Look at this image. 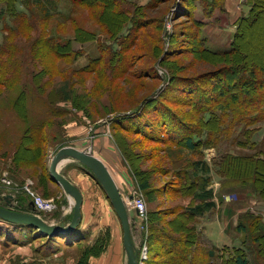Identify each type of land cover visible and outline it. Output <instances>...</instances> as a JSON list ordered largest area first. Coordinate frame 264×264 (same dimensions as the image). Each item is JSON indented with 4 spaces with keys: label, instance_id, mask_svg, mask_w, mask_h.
Wrapping results in <instances>:
<instances>
[{
    "label": "rangeland",
    "instance_id": "rangeland-1",
    "mask_svg": "<svg viewBox=\"0 0 264 264\" xmlns=\"http://www.w3.org/2000/svg\"><path fill=\"white\" fill-rule=\"evenodd\" d=\"M34 1L37 5L39 1L43 2L45 7H34L38 18L34 17L35 26L32 31L26 28V26L22 24L23 22L17 23L18 28L13 29V33H11L10 30H2L3 25H0V45L7 39V43H10L12 50H14L11 58L6 57L9 59V61H7V68H12L15 72L12 80L6 83L0 80L2 83L0 84V203H7L6 198L8 194L11 195L12 198L11 204H7L12 207L17 204L18 194H24L27 199L32 200L34 194L37 193L45 199H53V202L57 203L59 206V211L65 199L63 195L66 192L57 183L56 185H48V194L44 192V184L40 179V174L43 171L42 166H39L37 169L34 166L27 168L25 165L21 164L17 168L18 175L13 176L8 172L10 159L4 156L8 154L9 150L14 148V151L16 149L14 145L20 139L19 131H22L21 129L23 126V121L19 113L12 108L11 104L14 99L17 98L20 89H22L25 83H28V85L24 86L29 96L27 109L29 115L31 114L34 116L33 118L30 117L32 122L37 123L40 120L51 121L55 119L53 122L54 124L52 123L53 126L49 128L52 141L46 143L47 145L43 157L38 161L48 168V174L50 173L49 167L55 154L62 148L56 151V147L59 146V144L53 140V136H55L54 132L58 129L57 125H62L66 128V125L72 121H75L79 128L81 126L89 127L91 125L95 128L97 124L103 122L111 124L113 118L118 115L131 116L132 112L140 109L137 105L143 98H151V96L155 98L158 91L163 92V94H161L162 97H159V103L161 102L163 105L167 104L171 110L176 111L180 118L186 122L185 124L188 127L194 126L197 129H201L202 116H208V114L204 115L203 112H205V110L199 108L197 105L198 96L202 99L201 103L206 106L209 105L211 107L210 109L219 116L221 119L219 121L221 127L216 131H209L207 136L208 144L211 145V148L207 149L208 153L205 159L209 161L210 164L214 162L212 158L221 161L226 152H233L234 154L254 152L248 148L240 149L237 145H232L242 128L236 122L238 117L240 115L246 116V114H251V109L245 105H241V100L233 102L232 95L228 93V91L231 90L233 93L241 94L243 85H236V83H234L235 80H229L230 85L228 86L229 90H227L224 79L223 81L221 80L222 74L218 73L222 67H232L236 64L232 62L233 59L231 57L227 58L228 62L225 61V58H222L221 61L209 62L201 59V57L197 58V54L193 52H187L189 50L180 52L182 51L181 48L185 45L184 41L179 40L176 43L177 51L173 52V56L164 64L159 63V60L165 55L166 51L171 50V48L175 49V45L170 46L169 42L170 36L173 34L175 22L181 20L179 26H175L177 27L175 28V34L184 30L186 25L189 26L184 16H180L174 20L176 14L172 12L173 4L171 2V5L169 2H166L154 9L143 8L139 11L142 12V18L144 20H156L155 24L147 29L139 31L140 37L138 36V39L133 43L135 46L129 53H126V57L129 58L130 64H133L128 67L127 62H125L126 64L118 63L114 67V74L112 76H110L111 74L106 75V79L104 78L103 81H101L102 79L89 73L90 71L80 74L83 68L91 70L95 67L92 61L103 55L100 51V47H107L114 44L112 43L114 40L111 39L110 34L106 31V27L99 22L98 13H94V16L87 8L76 5L70 0ZM129 1L133 3L129 6V9L132 11L137 5H146L150 0ZM222 2L224 6L226 1L222 0ZM207 3L208 0H206L205 6H207ZM2 5L3 4L0 3V7ZM239 6L243 10V15L249 13L250 4L247 0H241ZM261 9H264V4L261 6ZM48 10H50L49 12L52 14H57V16L54 20H50L49 28H46L44 32H42V28H39L41 26L40 20L46 17ZM217 11L218 12H215L213 17L207 18L206 15L203 14L201 6H198L197 14L199 15L195 16L208 22L205 29L202 31V35L207 36L205 45L213 50L220 49L219 51H222L228 48L233 40V29L228 30V25L231 26L233 22L230 21L231 19L225 11L221 13L219 8H217ZM258 13L254 23L246 29L245 38L242 42V44H244L243 49L246 50L247 54L245 55L243 53L241 60L238 57L237 63L241 62L238 72L244 73L246 70H249V72L253 70L256 75L252 76L247 72L248 76L260 81L264 80V74L259 68L255 69L254 65L256 63L264 69V12ZM170 14L173 15L172 18H170ZM218 14L219 17L216 19ZM71 18H75L79 26L86 28L96 35V39L86 42L73 40V48L81 51V55L75 59H55L50 55L51 64L45 65H43L45 60L33 58L31 53L32 42L38 47L39 41H41L40 39H50V34H58L60 36L59 40L62 41L74 38V32L77 26L70 23L69 20ZM159 18L164 20L161 21V28L162 26L164 27L165 33V42L161 55H158L160 52H157L159 41L156 38L157 33L161 32V29L157 27V24L160 22ZM58 20H60V23L57 25ZM169 23L172 25L171 30L167 29ZM126 24L122 28L123 33L131 31L130 28L133 26L132 24ZM121 37L122 34L120 39ZM115 47L118 46L115 45ZM8 49L9 48H7V50ZM104 55L106 57L108 53ZM44 66L47 68L48 74L42 78V87L45 91L44 93H40L32 81V76L40 72ZM115 75L116 79H114ZM30 76L32 80H30ZM172 78L174 80H172ZM187 79H193L192 83H189L190 81ZM17 82L19 85L18 87H16ZM31 82L33 86L30 84ZM236 82H238V80ZM231 84L235 86L233 89L231 88ZM191 90H196V92L192 93ZM243 90H245V88H243ZM66 94L70 95L62 98ZM47 95L55 97L58 102L51 104ZM235 98L238 99V96ZM76 105L86 106L88 108L86 111L91 113V118L86 116L85 109L82 110ZM65 109L71 112L64 113ZM138 113H140V111ZM64 122L65 124L63 125ZM255 126H261V128L253 138L254 140L262 142L264 140V120ZM64 134L66 136V132H64ZM120 138L126 147H128L127 145L130 143L134 145L130 144L132 147L128 148V152L131 153V160L133 161L131 165L127 162L129 168L134 166L137 171H142V173H144L143 177L150 180L152 184L151 187H162L168 184L169 181L170 183L176 182V178L173 174L168 173L165 175L160 172V169H162L165 164H171L173 160H179V162L182 160V162L185 163L187 159H202L198 153L190 151L177 152L170 150L168 147H164L166 152H163L158 149L161 147L159 144L146 143L144 145H137L138 142L136 138L138 137L132 134H127L125 137L120 135ZM76 142L77 140L69 141V139L65 138L64 143L67 144L66 146H71V144ZM132 150L141 151L143 154L136 157V155L132 153ZM50 159L51 162L49 164ZM131 170L130 168V171ZM17 176L19 178L15 179ZM48 176L50 177V175ZM7 179L10 180V184L7 183ZM25 185L31 187L33 193L28 192L25 189ZM248 186L249 185H243L242 183H235L232 178L226 176H220L215 173L212 175V182L209 188L214 189V201L217 206L209 211L204 218L198 217L196 219V221H201L203 224L210 223V232L209 235L206 236L207 238L203 234L200 236L201 241H199L200 244L198 243V246L202 250L193 254L194 258L198 255L194 260L196 264H221L220 259L217 257L214 260L209 259L206 255V250L215 244L224 247L222 240H225V238L227 240L225 246L231 247L233 244L230 243V241L233 242L236 240L237 244L246 247V253H250L249 256L253 264L257 261L264 262V259L255 261V255L253 254L255 252L247 250L248 247L254 246L253 240L248 237L247 233L237 229L240 219L248 221V214L252 215L251 220L257 221V219H261L264 221V199L253 193L252 188ZM135 188L139 189L137 185ZM132 193L141 195L146 202L147 216L144 223L146 224L145 231L147 234L151 222L149 212L160 208L162 209L160 211H163L165 213L164 215H166V217L161 220V223L165 224L163 228H166L168 231L171 229L175 234H181V236L184 237L187 235L189 231L187 229L183 207L188 204V208L196 206V202L191 196L187 195V198L181 201V196L170 194L168 198L166 196L162 197V203L157 207L158 202L149 201L146 194L140 190L136 191L134 189ZM70 198L73 197L70 195ZM184 200L187 204L183 206L182 202ZM169 209H173V211L170 212ZM225 209L226 212H224ZM56 211L57 209L48 213L38 211L36 214L40 216L43 214L46 220L49 221V219L56 215ZM132 212L133 210L131 209L130 214ZM70 218L72 219V217ZM170 220V225L172 227L169 225ZM223 221L226 234L220 227ZM49 222L55 223L52 221ZM0 223L8 224L3 221ZM133 223L140 226V229H137L139 230L138 232H140L138 237L141 241V232H143V230L141 229L139 219H136V222ZM161 223L159 224L162 227L163 225ZM190 224L192 223L190 222ZM3 226L6 227V225ZM3 226H0V228ZM175 228L181 230V232H176L174 230ZM111 238L109 231H101L97 236H93V232L90 228H84L72 235V239L77 242L67 245L62 237H56V240H52L49 237L41 235L36 237L32 234V230L30 229L24 231L20 227H6V230H0V264H92L91 259L103 256L107 252L111 246ZM88 246L92 248V251L102 250L99 254L91 256L88 255L89 251L84 253V248ZM136 247L138 249L139 244Z\"/></svg>",
    "mask_w": 264,
    "mask_h": 264
},
{
    "label": "trees",
    "instance_id": "trees-1",
    "mask_svg": "<svg viewBox=\"0 0 264 264\" xmlns=\"http://www.w3.org/2000/svg\"><path fill=\"white\" fill-rule=\"evenodd\" d=\"M70 1L76 5L87 8L89 11H91V14L98 13L100 20L99 22L104 27H106V31L110 34L111 39L114 40V42H112L114 44L107 47H100V51L103 55L92 61L95 64L94 68L91 70L83 68L80 71V74L90 71L89 73L97 76L98 78L102 79L101 81H103L104 78L106 79V75L111 74L110 76H112L114 74V67L118 63L126 64L125 62H127L128 67L133 64H130L129 58L126 57V53H129L130 50L135 46L133 43L138 39L137 37L140 35L139 31L142 29H147L148 27L155 24L156 20H144L142 18V12L139 11L143 8L154 9L166 2H171L174 4L176 0H150L146 5H137L132 11L129 9V6H131L133 3L129 0ZM0 3L3 4L0 7V25H3L2 30H10L11 33L14 32L13 29L18 28V22H23L22 24L32 31L35 26L34 17L38 18L34 7H45L43 2L39 1L37 5L34 0H0ZM196 3H198V5L203 8V13L207 18L213 17L217 8L221 10L224 9L222 0H208L207 6H205L206 0H181L178 6V11L175 13L176 15L174 16V20L180 16H184L186 17V21L189 26L186 25L184 30H181L179 33L175 34V28H177L175 26H179L181 20L175 22L173 34L170 36L169 41L170 46L175 45V49L171 48V50L166 51L167 54L165 53V55L159 60V63L164 64L173 56V52L177 51L176 43L179 40L184 41L185 45L181 48L182 51L180 52H183V50H189L187 52H193L197 54V58L201 57V59L209 62L221 61L222 58H225V61L228 62L227 58L231 57L233 59L232 62L236 64L232 67H222L218 73L222 74L221 80L223 81L224 79L227 90H229V80H235L234 83H236V85H243L245 90L242 88L241 94L233 93L231 90L228 91V93L232 95L233 102L241 100V105H245L251 109V114H246V116L240 115L238 117L236 122L242 128L239 135L233 141L232 145H237V147L240 149L248 148L254 152L240 154L226 152L221 161L215 160L216 158H212V161H214L212 162L213 164H210L209 161L205 159V157H207L206 150L211 148V145L208 144L207 140L208 132L218 130L219 127H221V124H219L221 119L216 114V112L210 109L211 107L209 105L206 106L205 104L201 103L202 99H200L199 96L196 103L199 108L205 110V112H203L204 115L208 114L207 117L202 116L201 118V129H197L194 126L188 127L185 124L186 122L180 118L176 111L171 110L167 104L163 105L161 102L159 103V97H162L161 94H163L162 91H158L156 97L154 96L155 98H152V96L151 98H143V100L137 105L140 107V109L132 112L131 116L118 115L117 117L113 118V123L111 122L112 130L130 165L131 163L133 164V161L131 160V153L128 152V148L132 147L131 145L133 144L130 143L131 145L129 144L127 145L128 147H126L120 138V135H123L124 137L127 134L137 136V145L154 143L156 145L159 144L161 147L158 149L163 152H166L164 147H168L170 150L177 152H195L200 155V158H202H198L196 160L187 159L185 163H183L182 160L181 162H179V160H173L171 163L172 165L169 163L165 164V166L160 169V172L165 175L168 173L173 174L176 178V182L170 183L169 181L168 184L162 187H151L152 184L150 180L143 177L144 173H142V171H137L134 166L130 167L132 169L131 171L135 178L137 187L141 192L146 194L149 201L156 202L157 198L161 196V194L166 195L180 193L181 195L186 196L189 194L192 196V199L195 200V202H200L196 203V206L191 208L182 206L184 209L183 211L187 223V229L189 231L185 237L181 236V234H175V232L171 231V229L168 231L166 228V230L163 228L165 224H162L161 220L166 217V215H164L165 213L163 211H160L162 209L158 208L149 212L151 221L149 224L150 232L148 237L149 258L145 264H196L194 260L198 255H194V258L193 254L199 250H202L198 246V243L201 240L199 231L195 226V223L197 222L196 219L200 216V214L206 211H211L217 206L216 202L214 201V189L209 188L212 182V175L214 173L220 176L232 178L235 183L249 185L248 187L252 188L253 193L264 199V140L259 142L253 138L261 128V126L257 127L255 125L264 120V80L257 81L254 78H250L247 72L254 76L256 73L253 70L250 72L249 70H246L244 73L238 72L241 62L237 63L238 57L241 60L242 54H247L246 50L243 49L244 44H242L247 31L246 29L248 26L254 23L255 18H257L256 15L259 14L258 12H264V9H261V6L264 4V0H250L249 13L238 18L235 23L236 28L233 33V40L230 46L222 51H219L220 49L213 50L205 45L207 36L202 35V28L207 24V22L203 21L202 19H198L195 16ZM49 11L50 10H48L46 17L40 20L41 26L39 28H42V32H44L46 28H49L50 20H54L57 16V14H52ZM159 20L160 22L157 24V27L161 29V32L157 33L156 38L159 41L157 52H160L158 55H161V51L163 52V45L165 42V33L164 27L162 26L161 28V21L164 20L160 18ZM69 21L74 26H77L73 39L70 38L66 41H62L59 40L60 36L58 34H50V39H40L41 41H39L38 47L32 42V57L45 60V63L43 64L45 65L51 64L50 55H52L55 59H75L80 56L81 51L75 50L73 48V40L78 42H86L96 39V35L95 33L88 31L86 28L79 26L75 18H71ZM59 23L60 20L57 21V25ZM126 23L132 24L133 26L130 28L131 31L123 33L122 28ZM121 34L122 37L120 39ZM115 45L118 47H115ZM6 46L9 48L8 50ZM13 52L14 50H12L11 44L7 43L6 39L5 42L0 45V80L4 83L12 80L15 75V72L12 68H7V61H9V59L6 58H11ZM105 53H108V56L105 57ZM254 68H259V70L264 74L263 67H260L255 63ZM46 74H48V70L44 66L40 72H37L32 76L33 80L30 76V80L34 82L40 93H44L45 91L42 87V78ZM114 79H116V75ZM172 80L174 79L172 78ZM187 80L190 81L189 83H192L193 81V79ZM237 80L238 82H236ZM1 81L0 84H2ZM30 84L32 85V82ZM24 85H28V83H25ZM24 85L22 86V89H20L17 98L14 99L11 104L12 108L19 113L23 121V126L21 129L22 131H19L20 139L14 145L16 149L14 151V148L9 150L8 154H6L4 157L10 159L8 172H10L13 176L18 175L17 168L21 164L25 165L27 168L34 166L37 169L39 166H42L43 171L40 174V179L44 184V192L48 194L49 181L54 184H56V182L52 180L50 173L48 174V168L38 161L41 159V157H43L44 150L47 145L46 143L52 141L49 128L53 126L55 119L51 121L40 120L37 123L32 122L30 117L33 118L34 116L31 114L29 115V111L27 109L29 96ZM18 86L19 85L17 82L16 87ZM234 87V84H231V88L233 89ZM191 91L192 93L196 92V90ZM69 95L70 94H66L62 98H65ZM237 96L238 99L235 98ZM47 97L51 104L58 102L55 97H50L48 95ZM76 106L82 110L85 109L86 116L91 118V113L86 111L88 109L86 106ZM139 111L140 113H138ZM68 112L71 111L68 109L64 110V113ZM57 127L58 129L54 132L55 136H53V140L59 144V146L56 147V151L59 148L67 145L64 143L66 138L64 134L65 127L62 125H57ZM11 151L13 152L10 153ZM132 151L136 157H139L143 154L141 151ZM48 175H50V177ZM16 178L19 177L17 176L15 179ZM30 202L31 199H27L26 195L18 194L17 204L11 208L21 212L36 213L37 211ZM0 205L10 207L7 203H0ZM159 205L160 203L157 204V207ZM169 211L172 212L173 209H169ZM248 215L250 219L248 218V221L245 219H240L237 229L247 233L248 237L253 240L254 246L248 247L247 250L255 252L253 253L255 255V261L264 259V221L261 219V221L259 219H257V221L251 220L252 215ZM41 216L46 219L43 214H41ZM68 220H70V218H64L60 220V222L66 223ZM2 221L7 222L8 224L0 223V226L6 225L8 228L20 227L24 231L30 229L32 230V234L36 237L39 235L46 236L36 227L21 223H13L0 218V222ZM170 222L171 220L169 221V225L171 224ZM190 222L192 224H190ZM159 223H161L163 226L161 227ZM6 227L3 226L0 228V230H6ZM174 230L176 232H181V230H177L176 228ZM76 232L77 231L75 230L70 233H62L58 236L46 237H49L52 240H56V237H62L67 245H71V243L77 242L76 240L72 239V235H74ZM99 246L101 247L100 244ZM135 248L137 249L136 246ZM245 249L246 247H229L225 245L222 248H217L213 245L206 250V255L209 259L213 260L216 257L219 258L221 260V264H251L252 261L251 257L249 256L250 253L247 254ZM101 250L102 249L92 251V248H89L88 246L84 248V253L89 251L88 255L93 256L99 254ZM137 250H139V248ZM254 263L263 264L264 262L262 263V261H257Z\"/></svg>",
    "mask_w": 264,
    "mask_h": 264
},
{
    "label": "crops",
    "instance_id": "crops-1",
    "mask_svg": "<svg viewBox=\"0 0 264 264\" xmlns=\"http://www.w3.org/2000/svg\"><path fill=\"white\" fill-rule=\"evenodd\" d=\"M225 1L226 4L224 5V9L223 10L219 9V10L221 11V13L225 11L228 17L231 19L230 21L233 23H231L232 24L231 26L228 25L229 26L228 30L233 29L234 32L236 28V24H235L236 21L238 20L239 17L243 16L242 13L243 10L240 7L241 5L239 6L241 0H225ZM247 2L250 4V0H247ZM198 6H199L198 3H196V7H195L196 16L199 15L197 14ZM202 12H203V8H202ZM216 12L218 11L216 10ZM218 17L219 14L217 15L216 19H218ZM198 19L200 18L198 17ZM205 26L202 28V31L203 29H205ZM65 132H66V138L69 139V141L77 140V142L71 144V146L82 151L91 152L93 155L97 156L104 162V164L112 174L119 189L121 190L123 196L130 197L134 194L132 193L134 189L136 191L139 190L135 188L137 185L135 178L130 171V168L127 163L128 161L116 140V137L112 130V125L110 123L103 122L97 124L95 128L92 125L89 127L81 126L79 128V126H77V123L75 121H72L66 125ZM206 151L208 153V150ZM50 162L51 159L49 161V164ZM58 170L67 179H69L71 182L77 185L83 195L82 217L76 231L78 232L83 230L84 228H90L93 232V236H97L101 231L103 232L109 231L111 234L112 237L111 246L109 247L107 252L103 256L91 259V263L92 264H127V256L123 242L122 224L107 195V192L98 182V180L94 177V175L91 173L89 168H87L86 165H84L83 163H81L80 161L74 158L64 157L63 159H61L58 165ZM49 184L56 185L51 181H49ZM64 195L63 197L65 199L62 202L60 210L57 211L56 215L53 218L49 219V221L60 223V220L64 218L69 219L70 217L73 216L72 210L74 209V199L70 198V195H68L67 193H65ZM169 195L170 194H166V195L161 194V196H159L156 201L161 204L162 197L166 196L168 198ZM172 195L181 196L180 198L181 201L182 199L187 198L186 195H181L180 193H175ZM187 195L191 196L189 194ZM196 203H200V202L196 201ZM184 204H187L185 200L182 202L183 206ZM185 207L188 208L189 204L185 205ZM58 208L59 206H57V210ZM208 212L209 211H206L200 214L199 217L204 218L205 215L208 214ZM224 212H226V209L224 210ZM130 216H131L130 225L132 232V240H133V244L137 246L138 244L141 243L143 238L145 239V237H147L148 240L150 229H148V234L145 230L141 232L142 240L140 241V238L138 237V234L140 232H138L139 230L137 229V228L140 229V226L133 223L136 222L135 219H137V215L135 211H133ZM195 224H196L195 226L199 231L200 236L201 234L205 235V237L209 235L210 223L203 224L201 223V221H197ZM220 227L226 234L224 221L223 224H220ZM222 242L224 245H226L227 243L226 238L225 240H222ZM236 242H237L236 240L233 242L230 241V243L233 244L231 245V247L233 246L243 247L241 244L239 245ZM214 246L222 247L221 245H217V244H215Z\"/></svg>",
    "mask_w": 264,
    "mask_h": 264
},
{
    "label": "water",
    "instance_id": "water-1",
    "mask_svg": "<svg viewBox=\"0 0 264 264\" xmlns=\"http://www.w3.org/2000/svg\"><path fill=\"white\" fill-rule=\"evenodd\" d=\"M64 157L74 158L86 165L107 192V195L122 224L123 242L127 253L128 264H137L138 250L133 244L130 225V212L132 208L127 205L125 196L122 195L117 183L104 162L91 152L82 151L73 146L62 147L55 154L49 167L52 180L59 184L63 190L74 199L73 216L70 221L66 223H51L36 213L21 212L11 207H5L2 205H0V218L9 222L36 227L44 235L49 237L75 231L80 224L82 217L83 195L81 190L75 184L59 172L58 165ZM7 196V203L11 204L12 197L11 195ZM131 197L132 196H130V198ZM30 203L34 207V202L31 201Z\"/></svg>",
    "mask_w": 264,
    "mask_h": 264
},
{
    "label": "built area",
    "instance_id": "built-area-1",
    "mask_svg": "<svg viewBox=\"0 0 264 264\" xmlns=\"http://www.w3.org/2000/svg\"><path fill=\"white\" fill-rule=\"evenodd\" d=\"M180 2L181 0H176L175 3L173 4V7H172L173 13H176ZM172 17L173 15L170 14V18ZM171 28H172V25L171 23H169L167 25V29L171 30ZM7 183L10 184L11 183L10 180H8ZM25 189L28 192L33 193L32 188L29 187L28 185H25ZM125 200H126L127 205L135 210L137 219H139V222H141L140 223L141 229L144 231L145 226H146L144 221L147 216V207H146V202L144 198L141 195L133 194L131 198L129 196L128 197L125 196ZM32 201L34 202V207L37 212L38 211H42L46 213L53 212L54 210L57 209V206H58L57 203L53 202V199L52 200L45 199L42 196L38 195L37 193L34 194ZM148 258H149V244L147 241V237H145V239L143 238L139 246L137 264H145Z\"/></svg>",
    "mask_w": 264,
    "mask_h": 264
}]
</instances>
